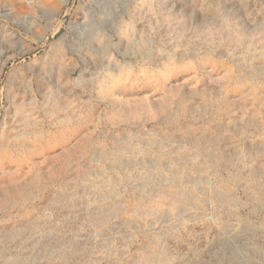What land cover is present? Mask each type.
Here are the masks:
<instances>
[{
    "label": "rangeland",
    "instance_id": "1",
    "mask_svg": "<svg viewBox=\"0 0 264 264\" xmlns=\"http://www.w3.org/2000/svg\"><path fill=\"white\" fill-rule=\"evenodd\" d=\"M0 264H264V0H0Z\"/></svg>",
    "mask_w": 264,
    "mask_h": 264
}]
</instances>
